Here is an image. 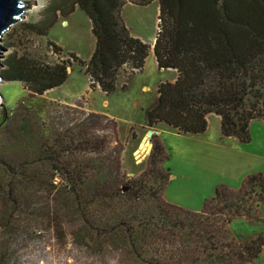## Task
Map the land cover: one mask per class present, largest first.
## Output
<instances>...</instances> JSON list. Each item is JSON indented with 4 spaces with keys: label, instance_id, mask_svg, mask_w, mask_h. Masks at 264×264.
<instances>
[{
    "label": "rangeland",
    "instance_id": "obj_1",
    "mask_svg": "<svg viewBox=\"0 0 264 264\" xmlns=\"http://www.w3.org/2000/svg\"><path fill=\"white\" fill-rule=\"evenodd\" d=\"M21 3L23 18L0 40V264H264V245L250 261L240 252L264 235V204L259 219L245 216L258 214L246 204L243 215L198 231V217L191 218L216 187L237 189L255 172L264 176V120H251L247 142L221 136L215 114L200 134L146 123L158 83L176 77L173 69L157 68L152 50L158 2L122 7L126 27L150 48L142 71L130 79L122 71L109 94L90 89L84 67L68 56L87 60L94 50L86 14L75 5L39 35L31 25L49 16L57 0ZM47 40L62 51L53 52ZM14 56L70 59L68 77L34 94L6 78ZM144 136L151 148L136 163ZM155 142L165 152L157 156L167 155L160 171L149 164Z\"/></svg>",
    "mask_w": 264,
    "mask_h": 264
},
{
    "label": "trees",
    "instance_id": "obj_2",
    "mask_svg": "<svg viewBox=\"0 0 264 264\" xmlns=\"http://www.w3.org/2000/svg\"><path fill=\"white\" fill-rule=\"evenodd\" d=\"M151 1L57 0L46 9L51 17L31 26L35 33L45 35L58 14L66 17L77 5L90 20L95 46L87 60H81L73 52H68V56L84 67L90 89L97 87L109 94L117 89L122 71L128 79L136 71H142L150 48L126 27L121 9L127 2L147 5ZM156 1L158 23L153 54L157 68L173 69L176 77L158 83L156 102L146 112L147 125L162 122L177 133L200 134L207 128L208 114H215L220 119L222 136L249 141L251 120H264V0ZM47 44L53 52L62 51L53 41L47 40ZM70 59L48 62L39 57L14 56L8 62L5 76L42 95L66 81ZM126 87L123 83L119 88ZM158 153L165 152L155 142L149 164L156 171L161 170L160 163L167 159V155L158 157ZM246 204L254 205L253 211L258 214L245 216L259 219L264 204L261 172L247 176L237 189L216 187L213 196L205 199L201 210L192 213L191 218L198 217L194 221L198 231L207 222L209 225L214 221L229 222L232 216L243 215L248 208ZM167 206L176 207L170 203ZM190 229L195 236L194 228ZM198 237L199 233L196 237L199 241ZM263 245L262 233L250 239L241 246L240 252L246 253L242 261L256 258ZM202 253L203 245L198 255Z\"/></svg>",
    "mask_w": 264,
    "mask_h": 264
},
{
    "label": "water",
    "instance_id": "obj_3",
    "mask_svg": "<svg viewBox=\"0 0 264 264\" xmlns=\"http://www.w3.org/2000/svg\"><path fill=\"white\" fill-rule=\"evenodd\" d=\"M24 9L21 0H0V40L5 31L23 18ZM147 135L150 137L152 131H148Z\"/></svg>",
    "mask_w": 264,
    "mask_h": 264
},
{
    "label": "bare ground",
    "instance_id": "obj_4",
    "mask_svg": "<svg viewBox=\"0 0 264 264\" xmlns=\"http://www.w3.org/2000/svg\"><path fill=\"white\" fill-rule=\"evenodd\" d=\"M1 101V98H0ZM150 143L146 136L141 138V141L138 143L137 148L135 149L133 155L135 156V159H137V162H141V160L144 158V154L150 149Z\"/></svg>",
    "mask_w": 264,
    "mask_h": 264
},
{
    "label": "crops",
    "instance_id": "obj_5",
    "mask_svg": "<svg viewBox=\"0 0 264 264\" xmlns=\"http://www.w3.org/2000/svg\"><path fill=\"white\" fill-rule=\"evenodd\" d=\"M134 36H135V35H134ZM208 115H209V114H208ZM216 116H217V115H216ZM217 117H218V116H217ZM218 118H219V117H218ZM219 120H220V119H219ZM207 129H208V123H207V128H206V130H207ZM206 130H205V131H206ZM205 131H204V132H205ZM204 132H203V133H204ZM220 134H221V133H220ZM221 136H222V135H221ZM258 172H260V171H258ZM255 173H256V172H255ZM263 177H264V176H263ZM218 187H219V186H218ZM261 208H262V207H261ZM261 210H262V209H261Z\"/></svg>",
    "mask_w": 264,
    "mask_h": 264
}]
</instances>
